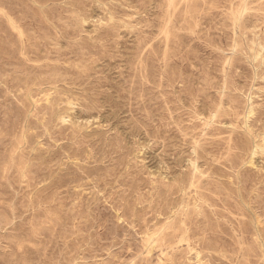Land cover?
Masks as SVG:
<instances>
[{"label": "rangeland", "instance_id": "1", "mask_svg": "<svg viewBox=\"0 0 264 264\" xmlns=\"http://www.w3.org/2000/svg\"><path fill=\"white\" fill-rule=\"evenodd\" d=\"M0 264H264V0H0Z\"/></svg>", "mask_w": 264, "mask_h": 264}]
</instances>
